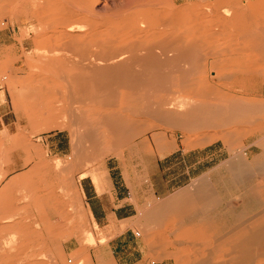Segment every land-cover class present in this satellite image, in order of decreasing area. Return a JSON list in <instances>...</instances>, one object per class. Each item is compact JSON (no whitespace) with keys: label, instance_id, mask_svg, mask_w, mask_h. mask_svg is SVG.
I'll use <instances>...</instances> for the list:
<instances>
[{"label":"bare ground","instance_id":"6f19581e","mask_svg":"<svg viewBox=\"0 0 264 264\" xmlns=\"http://www.w3.org/2000/svg\"><path fill=\"white\" fill-rule=\"evenodd\" d=\"M179 1L0 0V18L11 5L17 18L40 21L36 19L40 25L34 26L39 45L27 78L31 101L23 100L24 113L29 121L45 122L40 130H48L57 116H65L57 125L69 128L75 153L82 156L90 145L101 161L111 152L120 154L121 146L153 128L165 126L196 136L217 132V137L204 138L221 140L230 150V157L221 161L226 180L203 176L199 183L150 206L140 222L147 229L162 226L157 236L150 229L155 237L151 236V251L160 259L176 256L178 264H264V99L227 89L226 84L224 88L193 79L195 52H199L197 58L203 50L230 51L215 41L218 29L228 22L224 25L221 17L208 19L209 8L207 12L202 8L206 19ZM243 32L248 46L232 51L246 52L245 58L252 56L255 62L264 59V27ZM257 53L259 58L254 60ZM246 59L245 67L258 62ZM226 63L221 64L227 67ZM216 65L214 78L220 79L227 69ZM243 65L238 63L235 70L249 71ZM252 88L243 82L246 92ZM18 96L27 98V94ZM149 119L154 123H147ZM245 124L256 128L245 131ZM160 133L154 137L157 144L165 140ZM222 216L231 223H222ZM178 217L179 233L174 237L179 239L168 240L165 229L170 232Z\"/></svg>","mask_w":264,"mask_h":264},{"label":"rangeland","instance_id":"374dc122","mask_svg":"<svg viewBox=\"0 0 264 264\" xmlns=\"http://www.w3.org/2000/svg\"><path fill=\"white\" fill-rule=\"evenodd\" d=\"M179 3L188 4L187 6H191L192 10L194 9L197 14H200L204 10L206 12L210 10V13L207 12V14L212 16L204 15L205 11L201 15H204L205 18L207 15L208 19H211V17H215V19L216 17H221V19L223 18L224 25L225 22H228L226 23L228 24L227 26L223 28L221 26L220 29L217 28L219 30L217 31L218 34L217 36L215 35L216 38H213H215L216 44L217 41H219L218 44L222 43V49L225 47L231 52L227 51L228 53H222V51V54H219V51H216L214 48L216 52L213 54L214 49L211 53L210 51H206V56L203 50L207 58L205 59L207 60V65L203 62L205 61L204 53L202 52L203 55L199 56L200 58H196L199 52H195L192 62L194 63L193 68L195 72L193 79L213 81L218 87L225 88L227 86V89L231 87L232 89L230 90H239L240 93L249 97L264 99V59L260 60L258 53V56L254 55V53V60H257V58L259 60H257L258 62L256 61V66L253 65L255 70L251 71L253 66L250 67V63L246 67L243 65L244 60L247 58L246 52H234L238 48L248 46L243 32L246 28L264 27V3L260 2L257 4L255 0H180ZM208 8L209 10H207ZM15 9L14 6L12 7L10 5L8 8L10 14L6 12L7 15L4 14L0 18V28H15L18 40L22 45L21 51L18 54L2 63V71L4 74L8 70L12 71L5 80V83L9 89V108L14 114L15 123L11 130L7 131L3 138L0 139V193L4 191V195L0 200V264H108L109 261L107 260L103 263H98L93 259L96 257L95 255L99 249L97 244L104 242L109 236L101 233L100 230L95 229L90 224L83 205L79 180L81 177L89 174L97 177V175L102 173L101 169L105 168L108 162L117 160L116 158H124L127 164L126 169L132 175H135L136 178L143 179L144 182L150 180V175L152 174L155 178H158V173H155V165L152 162L155 160L156 147H160L162 144L165 145V143L169 149H182L177 152V155L165 159V161L168 160L167 164L162 165V169L164 167H172L168 171L167 177L176 176L178 186L170 189L165 195L161 196L155 195L154 190L151 189L150 192L149 190L146 192L148 194L146 202L140 207V211L135 218L136 232L139 233V236L136 237L142 240L141 245L143 251L141 255L145 256L144 262L141 264H178L176 261L177 258L174 259L176 256L160 259L156 256L157 253L154 249L151 251L153 248L151 246V236L154 232V235H156L162 226L158 228L159 226L157 224H154L156 226L152 225L156 228L150 227V229H154L152 230L154 232H152L149 228H145L142 225L143 223L141 224V217H143L144 211L151 209L152 206L162 203L163 200L173 196L184 188L199 183L200 181L198 179H202L203 176L215 175L220 179L227 178V170L221 166V161L230 157V150L225 147L221 140L212 141V139H207L209 138L207 136L217 137V132L205 131L204 134L203 132L198 133V136L199 134H203V137L201 136L203 140L201 137L200 139L198 136L193 135L196 134L195 132L186 134L179 129L170 130L164 126L161 129L153 128L147 130L133 138L130 141L131 143L128 142L125 146H121V155L115 153L116 151L111 152L101 161L98 160V152L95 149H91L89 147L90 145L85 147L87 150L85 151L86 153H83L82 156L77 155L73 149L72 136L69 128L57 125L65 121V116H57L55 118V124L53 123V127L51 126L48 130H40L45 122L35 119L33 121L32 118V121H29L30 117L28 118L24 113V106L31 101L28 99V97L31 98L30 95L28 96V93H31V84L27 78L33 70V65L37 59L36 50L39 45L38 35L34 26L40 24L36 21L38 18H31L32 20L26 16L17 18V15L14 14ZM204 16H202L203 19H205ZM211 20L213 21L214 19L212 18ZM38 22L40 21L38 20ZM235 23L240 26V29H237L238 26H236L237 28L235 27ZM199 32L201 33L198 28L197 34ZM232 56H235L237 65L233 61ZM224 59L228 60L225 61ZM248 59L250 60L247 62H250L252 56H249ZM221 60L227 62L226 64L229 67L227 65V68L226 65L221 64L222 62L225 63L224 61L220 63ZM232 61L234 62L233 68ZM252 62H254L253 64L256 63L253 60ZM238 63L240 66L242 64L245 67H243V70L246 69L249 71L243 72L235 70ZM215 64H217L216 66L218 68L220 64L222 67L224 66V69H227L223 70L222 68L223 77L220 79L214 78V73L218 71L213 67ZM223 81H230L228 82L229 87ZM243 82L250 83L253 88L246 92L245 89H242ZM28 87L30 90L27 91ZM14 93H16V96L13 95ZM25 93L27 94L26 99H21L23 97L20 96L17 97V94L25 97ZM13 100L15 101L13 102ZM23 100L26 101L25 105L23 104L25 103ZM16 104L20 109L15 107ZM150 122L154 123L150 119L147 120V123ZM34 123L35 125H39L35 126ZM249 125L245 124V131H249L247 129H251L250 131L253 130L255 124H253L254 126ZM240 128L243 130V127L240 126ZM59 130H62V133L67 138V145L65 152H63L64 154L55 155L48 152L47 146L42 142V138L45 135ZM157 132H161L163 136L165 134V137H162L165 140L159 144L154 140ZM205 135H207L205 137L206 139L204 138ZM189 151L191 153L183 155V152ZM95 152L97 153L95 154ZM197 160L200 161L198 165L195 164ZM44 162L46 165L48 164V167ZM55 162L56 164L59 162L58 164L63 165V167L57 164L61 167L57 169L56 167L58 166L55 165ZM193 164L196 166V169H194L193 173L194 178L191 180L187 177L186 171ZM150 206L151 208H149ZM224 217L222 223L225 225L230 224L231 221L228 216ZM180 220L178 217L177 221L175 220L177 224L173 223L174 221L172 222V227L176 228V230L174 229L175 233L173 232L171 224L170 227L172 229L170 228V232L167 231L168 229L163 228L166 232L164 237H167L168 240L171 237L172 241L179 239V237L175 238L174 236L179 233L177 232L179 230L177 228L180 227ZM216 222L213 221V223ZM152 237L155 238L154 236ZM71 238H77L81 242L82 250L69 255L65 253L63 244ZM172 248L170 247L169 250H172ZM175 250L178 252V249L174 248L172 251ZM69 259H73L74 261L69 263ZM109 264L112 263L110 262Z\"/></svg>","mask_w":264,"mask_h":264},{"label":"crops","instance_id":"0c3cea01","mask_svg":"<svg viewBox=\"0 0 264 264\" xmlns=\"http://www.w3.org/2000/svg\"><path fill=\"white\" fill-rule=\"evenodd\" d=\"M255 1L257 4L264 3V0ZM21 46L15 28H0V139L11 130L15 123L14 114L9 108V89L5 83L12 71L8 70L4 74L2 63L18 54ZM42 142L47 146L49 153L60 155L65 152L67 138L62 130H59L43 136ZM164 148L165 150H162ZM179 150L182 149H169L166 145L156 147L155 160L152 163L155 165L158 178L152 174L150 180L145 182L126 169L127 164L124 158H116L117 160L108 162L97 177L90 174L81 177L79 180L81 197L90 224L109 236L107 240L97 244L99 249L96 257L93 258L96 262L103 263L106 260L112 264H141L144 262L145 256L141 255L142 240L136 237L139 233L136 232L135 218L140 207L146 202L148 190L149 192L150 189L154 190L155 195L161 196L178 186L176 176L167 177L172 167L162 169V165L167 164L168 160L165 161V159L177 155ZM159 151L165 153L161 154ZM183 153L186 155L191 152ZM199 163L200 161H195L196 165ZM190 167L186 174L192 180L196 166L193 164ZM3 195L4 191L0 193V200ZM63 249L69 255L75 254L82 250V244L77 238H71L64 242Z\"/></svg>","mask_w":264,"mask_h":264},{"label":"built area","instance_id":"2783aa9c","mask_svg":"<svg viewBox=\"0 0 264 264\" xmlns=\"http://www.w3.org/2000/svg\"><path fill=\"white\" fill-rule=\"evenodd\" d=\"M73 262V259H69V263H72Z\"/></svg>","mask_w":264,"mask_h":264}]
</instances>
